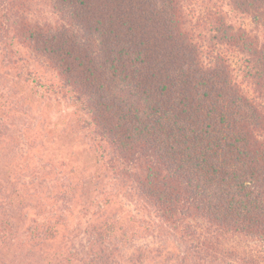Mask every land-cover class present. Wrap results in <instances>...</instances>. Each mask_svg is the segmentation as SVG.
<instances>
[{
  "label": "trees",
  "instance_id": "16d2710c",
  "mask_svg": "<svg viewBox=\"0 0 264 264\" xmlns=\"http://www.w3.org/2000/svg\"><path fill=\"white\" fill-rule=\"evenodd\" d=\"M12 1L0 0V31L55 71L88 156L77 168L43 156L32 129L26 169L0 127V264H264V102L223 52L196 40L186 1L50 0L54 25L27 21ZM229 3L261 39L227 18L210 39L240 54L253 91L264 90V0ZM107 175L124 179L172 240L127 236L109 207L113 196L127 205L123 185L105 189Z\"/></svg>",
  "mask_w": 264,
  "mask_h": 264
},
{
  "label": "rangeland",
  "instance_id": "374dc122",
  "mask_svg": "<svg viewBox=\"0 0 264 264\" xmlns=\"http://www.w3.org/2000/svg\"><path fill=\"white\" fill-rule=\"evenodd\" d=\"M185 1V7L191 15L190 19L188 16L189 23L194 28L193 33L196 35V40L204 44L205 48L207 45L215 51L223 52L230 62L235 81L246 94L263 103L264 90L256 91L255 89L253 91L255 87H253L251 80L242 73L243 60L241 55L237 52L225 50L226 47L216 44L210 39V25L220 18L229 19L236 27H241L246 32L261 39L262 34L258 31L256 24L248 16L238 14L232 10L229 0ZM15 2H21V4L19 7L12 8V11L17 9L31 23L51 25L59 23V16L52 8L50 0L12 1V3ZM209 14L211 15L210 19H207L206 17ZM12 35L9 30L8 32L0 31V107L7 111V106L3 104L12 105L10 111H7L4 115L0 114V127H2L5 135H12L14 139L12 153L17 157L21 156L19 161L23 167L25 166L26 169L32 168L31 164H28L30 160L26 155L28 154L26 149L35 142H32L33 129L43 137L39 139L41 145L38 152H41V155L47 157L51 154L55 157V161L61 157L66 158L65 161L67 162L71 159L73 163L70 162L76 168L82 167L86 156H88L87 140L83 136L82 130H79L75 123H72L75 115L70 104L71 101L60 89L55 71L42 58L32 53L20 40L12 37ZM47 121L51 125L55 124L56 127L65 130L62 132L56 130V132L51 133L50 126L47 127ZM8 123L12 125L9 126ZM23 129H27L24 134H22ZM16 131H19V133ZM12 132L15 133L11 134ZM48 140L53 142H48ZM30 153H32L31 150ZM37 158L38 156L34 157L35 160ZM42 164H44V161L40 158L34 162L37 167ZM23 177L25 181H30L31 176L28 173H24ZM116 177H118V182L113 180L115 175H107L104 185L103 182L102 185L105 189L111 188V186H114L112 184L115 183L123 185L118 190L120 191L118 197L127 202V205L119 206L116 202L117 197L114 196L111 203H108L110 209L116 212V216L119 217V222L125 224L127 236H131L135 231L136 236L134 239L137 242L144 243L143 245L148 244V246L163 242L169 233L161 226L155 225V217L150 212L148 205L134 200L130 191L132 187L127 182H123L124 179H121L120 176ZM42 184H45V182H42ZM97 200L104 204L106 202L104 197L101 198V196H98ZM96 208L91 207L90 210H96ZM170 238L172 240V237ZM233 239L236 242L245 243L241 238L233 237ZM168 245L170 244L168 243Z\"/></svg>",
  "mask_w": 264,
  "mask_h": 264
}]
</instances>
